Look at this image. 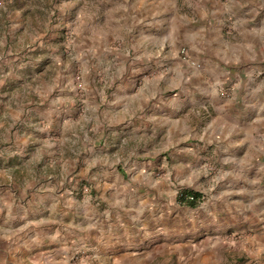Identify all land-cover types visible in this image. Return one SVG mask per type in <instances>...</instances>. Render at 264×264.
Returning <instances> with one entry per match:
<instances>
[{
    "label": "clouds",
    "instance_id": "9594fccd",
    "mask_svg": "<svg viewBox=\"0 0 264 264\" xmlns=\"http://www.w3.org/2000/svg\"><path fill=\"white\" fill-rule=\"evenodd\" d=\"M0 264H264V0H0Z\"/></svg>",
    "mask_w": 264,
    "mask_h": 264
}]
</instances>
